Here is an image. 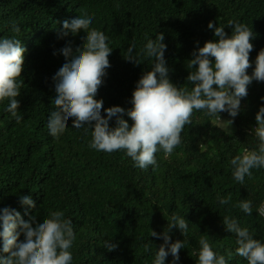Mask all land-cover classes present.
<instances>
[{
  "label": "trees",
  "instance_id": "16d2710c",
  "mask_svg": "<svg viewBox=\"0 0 264 264\" xmlns=\"http://www.w3.org/2000/svg\"><path fill=\"white\" fill-rule=\"evenodd\" d=\"M204 2L0 0V37L16 36L25 48L20 77L23 87L17 97L22 120L17 123L5 111L8 102H0V208L10 207L25 220L35 216L37 222L50 211H63L76 234L70 249L72 264H153L163 240L151 237L150 230L162 233L173 213L189 223L187 235L177 229L170 232L172 242H186L179 252L178 264H198L202 235L208 238L214 252L226 256L228 264H247L235 255L236 237L226 230L225 215L236 219L264 243V221L256 214L264 200V168L253 169L252 178L245 177L240 184L233 179L229 164L234 156L243 154V149L257 148L259 141L252 130L256 127L255 115L264 106V82L253 81L248 86V95L241 100L235 118L220 114L224 121L233 119L230 135L203 111L194 110L191 124L181 134V144L167 157L157 152L158 166L146 170L134 167L123 150L105 153L90 149L91 129L86 131L87 125L73 128L69 120L58 139L50 136L47 129L55 97L52 77L65 63L60 50L69 42L75 50L85 35L81 30L78 37L60 42L58 37L63 32L54 28L56 22H49L52 16L61 23L70 21L81 8L93 16L92 27L105 32L113 49L108 57L111 67L95 99L103 100L104 109L119 106L127 110L131 108L136 83L151 70L153 61L141 58V64L133 65L124 59V54L133 41L137 45L134 51H139L146 42L145 35L155 39L157 33H163L170 82L191 88L186 79L193 71L187 67L191 54L205 42H216L218 38L213 29L203 41L195 35L190 38L183 27L175 26L173 19L178 12L185 16L198 14ZM215 5L226 34L232 31L229 20L244 23L253 31L250 61L254 67L258 52L264 48V0H215ZM183 15L177 18L183 19ZM45 20L44 28L41 23ZM24 21L30 23L23 24ZM11 22L19 25L18 35L11 31ZM48 41L58 48L56 56L48 52ZM247 72L251 75L252 68ZM123 118L128 120L127 116ZM109 123L114 127V118ZM25 195L32 197L34 208L20 204L19 198ZM218 195H231V203L219 205ZM241 199L252 201L251 215L234 206ZM91 229L94 230L88 237L85 232ZM105 240H112L118 247L107 251ZM149 242L153 247L145 252L143 245ZM228 252L233 253L231 259ZM165 264H172L171 255Z\"/></svg>",
  "mask_w": 264,
  "mask_h": 264
},
{
  "label": "clouds",
  "instance_id": "9594fccd",
  "mask_svg": "<svg viewBox=\"0 0 264 264\" xmlns=\"http://www.w3.org/2000/svg\"><path fill=\"white\" fill-rule=\"evenodd\" d=\"M178 15L183 14L178 12L174 15V24L183 27L188 37L195 35L203 41L209 37V29H213L218 40L205 42L203 47H198L191 54L193 58L187 62V67L193 71L186 78L190 89L187 86L177 87L168 78L169 68L164 57L167 46L163 43V33H157L155 39L145 35L146 42L139 51H134L137 45L133 41L124 59L133 65L141 64V58L153 62L151 70L144 72L136 83L131 95V108L127 110L119 106L104 109L103 100L95 99L104 83L106 70L111 67L108 57L113 49L109 47V37L105 32L92 27L93 16L83 8L70 21L60 23L61 19L52 16L49 22H56L54 28L63 32V36L71 33L72 37H78L77 33L81 30L85 35L81 46L75 50L71 42L60 50L65 63L52 77L55 97L52 100L53 110L47 118L49 135L58 139L68 128L69 120L73 128L87 125L86 131L91 129L90 149L105 153L123 150L133 161V166L141 170L158 166L157 152L162 151L167 157L181 144V134L184 127L191 124L194 110L203 111L230 135L229 126L233 119L224 121L220 114L227 113L235 118L240 112L241 100L248 95V86L253 81L264 82V48L258 52L253 67L250 61L254 48L251 43L253 31L244 23L229 20L228 26L232 31L231 35L226 34L225 27L220 26L221 18L215 0H205L198 14L183 15V19H178ZM45 22L47 20L41 25ZM11 31L17 35L20 33L16 22H11ZM48 44V52L55 55V45L50 41ZM24 52L25 48L16 36L0 37V102H8L5 111L17 123L22 120L17 97L23 87L20 77ZM249 68H252L251 75L247 72ZM113 118L115 126L110 127L109 122ZM255 123L252 134L259 141L257 148H245L243 154L229 161L233 179L240 184L244 183L245 177L252 178L253 169L264 168V106L256 113ZM19 202L29 209L35 207L30 195L21 196ZM217 202L221 206L228 205L231 195H218ZM234 206L247 215L252 214L251 200L241 199ZM188 224L183 217L173 213L162 233L150 230L151 237L163 240L155 251L153 264H165L169 255L172 264H178L179 252L186 242H172L170 232L177 229L181 235H187ZM223 224L236 237L235 255L244 258L247 264H264V243L255 239L247 227H242L231 216L225 215ZM92 230L85 234L89 237ZM21 235L23 240H20ZM75 239L72 221L65 218L63 211H50L47 217L37 222L35 216L25 220L10 207L0 208V264H72L70 249ZM199 245L198 264H228L225 255L213 251L206 236H201ZM103 246L107 251L118 247L112 240H105ZM152 247L151 242L143 245L145 252L151 251ZM232 255L228 252V259Z\"/></svg>",
  "mask_w": 264,
  "mask_h": 264
},
{
  "label": "bare ground",
  "instance_id": "6f19581e",
  "mask_svg": "<svg viewBox=\"0 0 264 264\" xmlns=\"http://www.w3.org/2000/svg\"><path fill=\"white\" fill-rule=\"evenodd\" d=\"M201 0H198V2H200ZM60 11V10H59ZM213 22V24H214V22H215V19L212 21ZM60 23H61V21H60ZM45 26H46V22H45V24L43 25V27L45 28ZM64 31V30H63ZM70 36H72V34L70 33L67 37H64V36H60V37H58V40L60 41V42H62L65 38H69ZM207 39V38H206ZM53 45H55L54 43H52ZM57 47H56V45H55V47H54V52H55V55H53V56H56V52H57Z\"/></svg>",
  "mask_w": 264,
  "mask_h": 264
},
{
  "label": "built area",
  "instance_id": "2783aa9c",
  "mask_svg": "<svg viewBox=\"0 0 264 264\" xmlns=\"http://www.w3.org/2000/svg\"><path fill=\"white\" fill-rule=\"evenodd\" d=\"M264 200L257 208V215L264 221Z\"/></svg>",
  "mask_w": 264,
  "mask_h": 264
}]
</instances>
